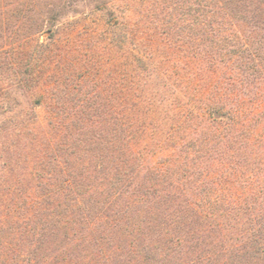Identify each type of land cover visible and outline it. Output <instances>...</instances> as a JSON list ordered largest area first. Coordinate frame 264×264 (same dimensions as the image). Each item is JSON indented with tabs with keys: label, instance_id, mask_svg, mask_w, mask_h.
Wrapping results in <instances>:
<instances>
[{
	"label": "trees",
	"instance_id": "16d2710c",
	"mask_svg": "<svg viewBox=\"0 0 264 264\" xmlns=\"http://www.w3.org/2000/svg\"><path fill=\"white\" fill-rule=\"evenodd\" d=\"M39 2L0 0V264H264V0Z\"/></svg>",
	"mask_w": 264,
	"mask_h": 264
},
{
	"label": "rangeland",
	"instance_id": "374dc122",
	"mask_svg": "<svg viewBox=\"0 0 264 264\" xmlns=\"http://www.w3.org/2000/svg\"><path fill=\"white\" fill-rule=\"evenodd\" d=\"M58 1L59 0H41L39 3L42 6L45 3H57ZM5 3L7 7L6 12L8 13L11 25L21 26V23L19 22L16 24V21L28 17L29 21L25 26H29L33 30L38 27V10H41L39 9L40 6H38V0H5ZM77 7L78 12H75L74 14L68 12L58 23L57 37L61 42H65L68 38L71 39L78 33H81L82 36L88 33L89 35L97 37L101 34V31L107 27V16L104 15L103 12L94 10L92 2L87 1ZM44 9H47V7ZM121 11L124 10L121 8ZM49 36L50 34L46 31L41 35H33L29 40V45L31 46V49H33V52L38 45V41L46 42L49 39ZM12 40L13 36L11 35L10 41ZM34 57H38V51L35 52Z\"/></svg>",
	"mask_w": 264,
	"mask_h": 264
}]
</instances>
